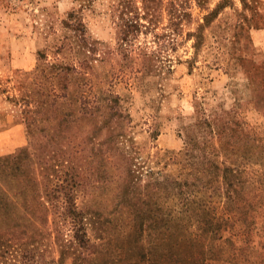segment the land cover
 <instances>
[{"label": "rangeland", "instance_id": "1", "mask_svg": "<svg viewBox=\"0 0 264 264\" xmlns=\"http://www.w3.org/2000/svg\"><path fill=\"white\" fill-rule=\"evenodd\" d=\"M116 3L0 0V242L12 244L10 264H74L67 196L94 264H201L205 242L177 197L149 183L203 177L202 147L220 144L204 118L224 114L235 146L256 151L246 135L264 142V0H163L155 29L125 52ZM53 64L75 69L57 80ZM118 151L134 181L107 157Z\"/></svg>", "mask_w": 264, "mask_h": 264}, {"label": "trees", "instance_id": "2", "mask_svg": "<svg viewBox=\"0 0 264 264\" xmlns=\"http://www.w3.org/2000/svg\"><path fill=\"white\" fill-rule=\"evenodd\" d=\"M117 0V36L118 46L122 51H126L127 45L139 33L152 32L159 21L160 10L163 6V0ZM167 5L174 7V1H168ZM221 7L219 2L208 14L205 15L206 21L216 14ZM173 25L177 22L171 21ZM81 25V22L78 23ZM79 31L80 40L87 45L83 28L74 27ZM154 36H158L157 33ZM142 50L141 61L148 63L152 58L146 50ZM56 69L52 76L57 80H64L65 75L75 68L68 65H51ZM65 87V86H63ZM51 90L52 98L57 95ZM85 106H80V111H84ZM224 114L212 116L210 119L200 120L206 123L213 136L220 144L218 148L214 147L211 152H206L202 147L200 158L204 162L205 169L203 177L198 180H168L160 182H151L152 186H164L167 196L177 197L179 211L186 217L191 226V233L205 242V255L201 264H264V142L246 135L244 140L248 143L252 140L256 142V151L251 152V147L243 145L235 146L229 142L227 128L229 122L225 121ZM199 121V122H200ZM223 121V123H221ZM28 131L29 127L27 126ZM231 146V147H229ZM222 154L224 159L218 160ZM229 154H235L243 158H250L252 155H259L260 162L252 163L250 160L230 161ZM117 168L129 179L134 181L135 171L131 166V159L121 154H110ZM218 197L223 200L225 206L219 212L212 205V198ZM67 212L71 216L73 225H78L75 231V239L78 244L68 245L74 254V264H94L93 254L95 250L93 245L86 238V231L80 222L81 213L76 210L73 198L67 196ZM229 221V222H228ZM238 224V226H234ZM82 232H79V231ZM255 234L259 238V245L254 248L251 245L250 236ZM243 239V243L237 245L236 239ZM8 247L0 242V264H5L6 259L14 257L12 252H8ZM255 249V250H253ZM12 250V248H11ZM11 253V256L9 254ZM209 258L207 255H209ZM205 259H208L206 262ZM13 264V263H11ZM221 264V263H220Z\"/></svg>", "mask_w": 264, "mask_h": 264}]
</instances>
